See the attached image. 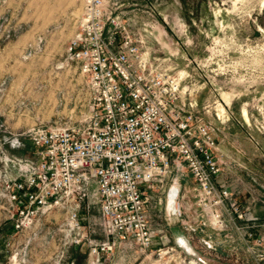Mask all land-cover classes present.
<instances>
[{"label":"built area","instance_id":"2783aa9c","mask_svg":"<svg viewBox=\"0 0 264 264\" xmlns=\"http://www.w3.org/2000/svg\"><path fill=\"white\" fill-rule=\"evenodd\" d=\"M124 7L123 0H80L66 59L86 78L89 110L76 124L28 131L35 158L10 159L16 171L2 183L13 210L6 222L18 231L30 227L38 213L61 209L60 231L69 246L86 243L91 264H101L103 254L121 246L144 254L157 231L150 206L166 208L173 178L187 172L193 186L176 187L175 208L166 209L167 220L182 223L185 239L179 245L191 255L197 249L221 259L214 243L195 235L210 229L231 242L223 258L245 264L233 230L244 253L264 264V236L253 233L257 218L216 180L221 168L212 129L186 104L181 79L142 52L131 30L136 13L125 16ZM12 142L21 144L18 138ZM156 189L166 192L164 202L152 195ZM95 205L100 240L93 237L95 222L86 226L81 217ZM195 256L191 264H207Z\"/></svg>","mask_w":264,"mask_h":264},{"label":"rangeland","instance_id":"374dc122","mask_svg":"<svg viewBox=\"0 0 264 264\" xmlns=\"http://www.w3.org/2000/svg\"><path fill=\"white\" fill-rule=\"evenodd\" d=\"M79 7L80 0H0V264H91L86 243L69 246L60 231L64 211L38 213L30 227L16 231L6 222L13 210L2 189L3 180L15 175L10 159L35 158L30 129L76 124L89 110L86 78L66 59ZM130 8L142 52L181 79L193 114L240 144L249 158L244 167L264 183V0H131ZM14 138L19 146L11 145ZM152 195L165 201V191ZM166 214L164 203H152L153 228L164 223L168 230L156 236L184 235L182 223ZM81 217L86 226L95 222L93 237L103 239L97 206ZM159 246V254L117 247L102 255L101 264H191L195 255L205 258L197 249L188 253L179 240Z\"/></svg>","mask_w":264,"mask_h":264},{"label":"crops","instance_id":"0c3cea01","mask_svg":"<svg viewBox=\"0 0 264 264\" xmlns=\"http://www.w3.org/2000/svg\"><path fill=\"white\" fill-rule=\"evenodd\" d=\"M123 1L126 5V7H124L125 16L132 15L134 13V9L130 8L131 0ZM213 135L217 142V150L215 155L220 163L221 168L216 180L219 183L224 184L232 194V197L238 200L241 206L246 207L248 211L257 218L256 226L253 227V233L255 235L264 236V183H261L262 179L255 180L253 176L257 175H253V168L248 169L244 167L246 160L249 158L240 144H236L235 142L230 143L228 136L225 134L223 136L218 135L214 130ZM186 176L188 177L190 174L185 172L183 177L173 178L175 184L174 187L176 188L181 185L185 188H191L193 186V182L188 185L189 182L186 179ZM259 181L260 183H258ZM150 209L151 206L149 210ZM152 215L155 216V214ZM158 225V230L160 232L166 230L168 233V230L166 229L167 225H164V223ZM167 233L164 234L165 237L167 236ZM230 233L232 235V239L234 240V244H236L240 250V256L247 261L245 264H253V260L244 253V247L240 243L236 232L231 230ZM195 235L199 239H209L212 243H214L216 250L222 257L221 259H216L213 256H206L205 258L207 264H211V261H217V264H229L230 261L224 259L223 256L227 253L229 247L231 246V242L227 241V239H223L221 235H215L210 229L199 230L195 233ZM169 236L170 237L166 238V240H162L160 235L156 236L149 250L155 251L156 249L160 248L159 245L165 246L169 242L174 244L175 241H183V239H185V234L183 235L182 231L178 233V235L174 236L170 234ZM188 243H192L194 246L196 244L193 241Z\"/></svg>","mask_w":264,"mask_h":264},{"label":"bare ground","instance_id":"6f19581e","mask_svg":"<svg viewBox=\"0 0 264 264\" xmlns=\"http://www.w3.org/2000/svg\"><path fill=\"white\" fill-rule=\"evenodd\" d=\"M174 186H175V184H173L171 186V190H170V192L168 194V199H167V202H166L167 211H170L173 208V206L175 208L174 202H176V201L174 200L173 194H174L176 188Z\"/></svg>","mask_w":264,"mask_h":264},{"label":"trees","instance_id":"16d2710c","mask_svg":"<svg viewBox=\"0 0 264 264\" xmlns=\"http://www.w3.org/2000/svg\"><path fill=\"white\" fill-rule=\"evenodd\" d=\"M32 148H34L33 146H31Z\"/></svg>","mask_w":264,"mask_h":264}]
</instances>
